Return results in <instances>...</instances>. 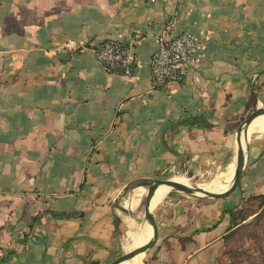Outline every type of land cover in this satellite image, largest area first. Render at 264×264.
Masks as SVG:
<instances>
[{"label": "crops", "instance_id": "0c3cea01", "mask_svg": "<svg viewBox=\"0 0 264 264\" xmlns=\"http://www.w3.org/2000/svg\"><path fill=\"white\" fill-rule=\"evenodd\" d=\"M185 31L200 42L187 76L151 89L160 39ZM105 39L133 45L131 76L103 71L90 48ZM261 108L264 0H0L2 264H108L128 252L131 218L149 243L151 224L125 202L172 175L209 188ZM263 135L242 145L230 195L149 197L159 236L139 264L208 262L233 229L228 211L264 194Z\"/></svg>", "mask_w": 264, "mask_h": 264}, {"label": "built area", "instance_id": "2783aa9c", "mask_svg": "<svg viewBox=\"0 0 264 264\" xmlns=\"http://www.w3.org/2000/svg\"><path fill=\"white\" fill-rule=\"evenodd\" d=\"M134 38L138 39L139 34ZM199 46V39L187 31L172 39L161 38L150 58L151 89L181 83L189 72ZM63 48L69 50L74 46L68 42ZM90 49L106 74L131 76L134 73L135 55L132 44L105 39ZM2 259L3 251L0 248V264Z\"/></svg>", "mask_w": 264, "mask_h": 264}, {"label": "rangeland", "instance_id": "374dc122", "mask_svg": "<svg viewBox=\"0 0 264 264\" xmlns=\"http://www.w3.org/2000/svg\"><path fill=\"white\" fill-rule=\"evenodd\" d=\"M258 138L262 139V134H254L250 140L256 141ZM176 177L187 178L186 185L193 187L201 186L208 182L200 177L189 178L186 175L180 174L172 175L168 179L173 180ZM248 197L242 199V203L238 206L239 209H242V216H246V220L225 235L220 245L212 251L210 259L206 264H264V202L258 208V200ZM144 198L145 195L143 194L139 201L138 215L143 218L144 223H147V220L144 218ZM167 198L182 200L183 198L197 199L199 197L195 194L181 192L172 188L168 192ZM160 205L153 209L156 219ZM120 212L121 217L126 222V215L122 211ZM122 252H125L124 248ZM144 254L146 256L147 252Z\"/></svg>", "mask_w": 264, "mask_h": 264}, {"label": "bare ground", "instance_id": "6f19581e", "mask_svg": "<svg viewBox=\"0 0 264 264\" xmlns=\"http://www.w3.org/2000/svg\"><path fill=\"white\" fill-rule=\"evenodd\" d=\"M260 124V125H257ZM263 127H262V126ZM264 131V121L256 119L254 120L247 128L246 132L243 134L241 133V145H244L248 142L249 137L252 133L255 132H263ZM243 150V146H242ZM232 169V170H231ZM231 172L227 174H223L218 176L215 180H213L209 188L208 187H199V186H190L186 185V181L183 179L174 178L173 180L192 189L197 195L202 196L206 193H221L229 189L231 184L234 181V172H235V165L231 167ZM172 189L171 186L167 184H159L157 185L153 191L151 196H159L168 194V192ZM144 190H136L133 195L131 196L130 200L125 202V206L129 209H135L139 205L140 198L143 194ZM126 219V218H125ZM129 219V218H128ZM127 220V219H126ZM129 231L127 232V238L124 245L126 251H131L141 245H144V233L139 225L131 218L128 220ZM137 230V231H136ZM138 232V236H137ZM144 252L136 253L132 258L123 261L122 264H139L143 259Z\"/></svg>", "mask_w": 264, "mask_h": 264}, {"label": "water", "instance_id": "95a60500", "mask_svg": "<svg viewBox=\"0 0 264 264\" xmlns=\"http://www.w3.org/2000/svg\"><path fill=\"white\" fill-rule=\"evenodd\" d=\"M264 115V109H257L256 111H254L253 113H251L243 122V125L246 124H250V122H252V120H254L255 118ZM244 127H241L238 132H237V154L235 157V172H234V181L231 184V186L229 187V189H227L224 192L221 193H206L202 196L197 195L192 189L172 180V179H168V178H157L154 179L145 189V198H144V218L147 220L148 223L151 224L152 228H153V235H152V239L149 243H146L144 245H141L131 251L125 252L122 255H120L119 257L115 258L113 261H111L108 264H120L123 261H126L130 258H132L136 253L138 252H147L150 248H152L158 239L159 236V226H158V222L157 219L155 217V215L153 214V210H150L149 207V197L152 194L153 189L159 185V184H167L169 186H171L172 188L179 190L181 192H185V193H189V194H195L198 197H208V198H213V199H218V198H224L228 195H230L231 193H233L239 186L240 183V177H241V173L245 168L246 165V161H247V150L248 147L246 145L245 147V152L244 150H242V145H241V133H245L246 130L243 129Z\"/></svg>", "mask_w": 264, "mask_h": 264}, {"label": "trees", "instance_id": "16d2710c", "mask_svg": "<svg viewBox=\"0 0 264 264\" xmlns=\"http://www.w3.org/2000/svg\"><path fill=\"white\" fill-rule=\"evenodd\" d=\"M248 198L250 199H256L258 200V208L261 207V205L264 202V194H260V195H250ZM242 209H239L238 207L232 210L228 211L229 217H230V221L232 224V228L235 229L236 226H238L241 222H243L244 220H246V216H242ZM242 216V217H241ZM232 229V230H233ZM231 230V231H232ZM230 233V232H229ZM225 237V236H224ZM223 237V239H224Z\"/></svg>", "mask_w": 264, "mask_h": 264}]
</instances>
